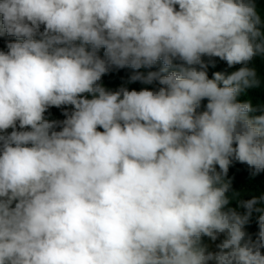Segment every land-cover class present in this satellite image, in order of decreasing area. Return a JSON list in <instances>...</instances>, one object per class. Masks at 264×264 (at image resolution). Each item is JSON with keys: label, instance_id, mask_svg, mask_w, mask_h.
<instances>
[{"label": "clouds", "instance_id": "obj_1", "mask_svg": "<svg viewBox=\"0 0 264 264\" xmlns=\"http://www.w3.org/2000/svg\"><path fill=\"white\" fill-rule=\"evenodd\" d=\"M0 36V264H264L256 0H0Z\"/></svg>", "mask_w": 264, "mask_h": 264}, {"label": "trees", "instance_id": "obj_2", "mask_svg": "<svg viewBox=\"0 0 264 264\" xmlns=\"http://www.w3.org/2000/svg\"><path fill=\"white\" fill-rule=\"evenodd\" d=\"M256 4L258 9L261 11L262 16H264V0H256ZM14 37L8 36H0V48H4L6 43L10 40H14ZM101 55L103 54V50H101ZM204 62L207 64V72L209 77L211 78L213 73L215 72H232L237 70L240 65H236L233 68H228L224 61L219 60V58L215 57H202ZM254 64L258 70V74L261 77L262 83L259 88L249 89L245 94H242L238 99L240 101H246L251 99L253 104L264 102V60L256 59ZM159 65L152 69H140L139 71L147 72V71H155L158 70ZM133 72L130 68H124L120 70L112 71L111 73L105 75L102 78L103 84L115 90L118 88L124 81H126L127 77ZM129 89L139 90L144 85H141L139 82L127 85ZM151 87V86H149ZM206 103V102H205ZM202 110V109H201ZM50 118L52 119H64L62 115L61 109L51 108L50 110ZM228 178L232 181V188L236 191L243 190L242 199H249L252 194H257L260 192H264V173H261L255 177L250 175L248 167L244 164H240L238 162H234L228 172ZM232 206H235L233 203ZM243 211V210H241ZM246 230L249 233L257 232V225L255 223V217H253L252 222L246 226ZM204 242H206L207 237L203 238Z\"/></svg>", "mask_w": 264, "mask_h": 264}, {"label": "rangeland", "instance_id": "obj_3", "mask_svg": "<svg viewBox=\"0 0 264 264\" xmlns=\"http://www.w3.org/2000/svg\"><path fill=\"white\" fill-rule=\"evenodd\" d=\"M205 243H209L210 245H212V248L214 249V247H215V245H214V243L213 242H211L208 238H207V240H206V242ZM215 243H219V240L218 241H216Z\"/></svg>", "mask_w": 264, "mask_h": 264}]
</instances>
